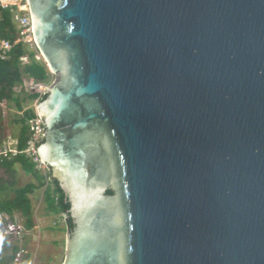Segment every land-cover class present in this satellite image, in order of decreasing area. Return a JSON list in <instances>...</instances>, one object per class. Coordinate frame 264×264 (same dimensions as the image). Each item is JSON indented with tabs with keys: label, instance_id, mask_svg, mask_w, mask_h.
<instances>
[{
	"label": "water",
	"instance_id": "obj_1",
	"mask_svg": "<svg viewBox=\"0 0 264 264\" xmlns=\"http://www.w3.org/2000/svg\"><path fill=\"white\" fill-rule=\"evenodd\" d=\"M28 3L62 264H264V0Z\"/></svg>",
	"mask_w": 264,
	"mask_h": 264
},
{
	"label": "trees",
	"instance_id": "obj_2",
	"mask_svg": "<svg viewBox=\"0 0 264 264\" xmlns=\"http://www.w3.org/2000/svg\"><path fill=\"white\" fill-rule=\"evenodd\" d=\"M0 35L11 41L17 38V30L12 19V13L10 10H4L1 7ZM36 55L37 51L35 48L24 42H19L14 45L9 59L3 60L0 58V104L3 102L13 104L20 113L16 119L20 127L15 136L18 141V153L11 158L0 155V214L8 213L13 218L15 213H20L24 217L25 227L32 228L33 206L30 195L37 189L45 187L44 197L48 210L62 216L68 214V217L65 218L67 228L68 230H73L75 224L70 216L71 203L68 196L60 187L59 182L52 178L50 169L48 174H44L39 165L24 153L30 138L29 120L36 117V110L31 107L25 108L24 103L37 98L43 100L46 94L41 95L39 92L25 93L23 89L18 92L16 87L22 85L25 79H34L45 83L52 79L46 62L38 59ZM25 56L29 59V62L22 60V57ZM24 93L26 96L23 95ZM17 164L21 166L26 174L32 175L35 181L16 186ZM10 191L13 192L12 196L8 194ZM112 192L111 189L108 190V193ZM19 249L18 244H14L9 257L2 261L3 264H10Z\"/></svg>",
	"mask_w": 264,
	"mask_h": 264
},
{
	"label": "rangeland",
	"instance_id": "obj_3",
	"mask_svg": "<svg viewBox=\"0 0 264 264\" xmlns=\"http://www.w3.org/2000/svg\"><path fill=\"white\" fill-rule=\"evenodd\" d=\"M40 60L44 61L41 54H40ZM26 61L29 62V59H27ZM55 77L56 76L52 75V79L49 82H47L48 85H50L55 80ZM42 83H45V82H42ZM45 84H43V88L45 87ZM23 87H24L23 92L25 93H33L34 91L40 90L39 86L34 87L29 81H25ZM16 90L18 92H21L22 88L18 86L16 87ZM25 93L23 94L24 96H26ZM39 101H40L39 98L33 101H26L24 103V106L25 108L31 107L36 110V106ZM19 114H20L19 111L13 106V104H9L8 102H3L0 104V149L4 142H7L8 140H11L13 138H16L15 136L17 135L19 127H20V125L16 122V119L18 118ZM40 168L42 169V172L44 174L49 173V169L47 168L45 164L43 166H40ZM16 169L18 170L17 175L15 176V179L17 182L16 186H22L34 180V178L31 175H27L22 170L19 164L16 165ZM8 177H11V176H8ZM44 190H45V187L40 189L41 199H42L41 192ZM8 194L9 196H12L13 192L10 191ZM34 199H36L35 195H34ZM40 210H42L41 207H40ZM19 214L20 213H18V215ZM21 219H22V216H21ZM52 219L53 220L49 219L48 224H51L50 230H54V231L48 232L49 234L48 237H45L44 243L41 240L40 245H38L37 242H34L32 240L28 241L27 235H25L23 240H21V239H16L13 236L10 237V236H6L0 233L1 234L0 236V264H3L2 261L6 260L9 257V255L12 252V246L14 244H18L20 248H24L26 250L22 258V264H62L64 257H65V253H66V241L62 240V238L60 239V236L61 237L65 236V234L67 233V230L64 231L60 229L67 228L66 220H65V216H62L60 214H57L55 216L53 215ZM22 223L24 224L23 221ZM48 224H45L44 226V228L47 227L46 229H41V230L47 231L49 228L47 226ZM59 230L61 232H59ZM53 239L59 240V243L55 244ZM45 240L48 242H45Z\"/></svg>",
	"mask_w": 264,
	"mask_h": 264
},
{
	"label": "built area",
	"instance_id": "obj_4",
	"mask_svg": "<svg viewBox=\"0 0 264 264\" xmlns=\"http://www.w3.org/2000/svg\"><path fill=\"white\" fill-rule=\"evenodd\" d=\"M0 7L4 10H10V12L12 13L13 22L17 30V38L14 41L3 38L0 35V58L3 60L9 59L12 55L14 45L19 42H24L30 47L36 49V51L38 52L36 57L40 59L41 53L38 50L35 39L34 26L28 0H0ZM27 59L28 58L26 56L22 57V60L25 62H27ZM52 75L53 74L51 73V76ZM25 81H29L34 87H40V90L34 92H41V95L45 94L48 83L45 84L34 79H25L23 84L21 85L22 88H24L23 86ZM43 84H45L44 88ZM29 125L30 138L28 140V145L24 150V153H26L28 157H31L33 161L36 162L40 167L43 166L44 163L39 157L38 148L44 142L45 126L42 117L38 114L37 111L36 117L29 120ZM17 143L18 141L16 138L4 142L0 149V155H3L7 158H11L12 156L17 155ZM0 233L6 236H13L16 239L23 240L24 236L27 235L28 230L22 223V219L21 217H19L18 213H15L13 218L8 213H1ZM25 252L26 250L24 248H20L11 264H22V258Z\"/></svg>",
	"mask_w": 264,
	"mask_h": 264
},
{
	"label": "crops",
	"instance_id": "obj_5",
	"mask_svg": "<svg viewBox=\"0 0 264 264\" xmlns=\"http://www.w3.org/2000/svg\"><path fill=\"white\" fill-rule=\"evenodd\" d=\"M20 88H22L21 85H20ZM40 189H37L34 193H32L31 194L32 196L30 195V198L32 200V206H33V227L32 228H27V230H28V233H27L28 241L32 240L34 242H37L38 245H40L41 240L44 243L45 237H48V235H49L48 232H51V231L53 232L54 231V230H50L51 229V226H50L51 224H48V223H49V219L53 220L52 219L53 215L54 216L57 215V214L52 213V212H50L48 210L47 202H46L45 197H44V191L41 192L42 193L41 194L42 195V199L40 198ZM34 195H35L36 199H34ZM40 207L42 208V210H40ZM21 216L22 215L19 214V217H21ZM22 221L24 222L23 216H22ZM45 224H48L47 226L49 227L47 231L41 230V229H46L47 228V227L44 228ZM66 227H67V224H66ZM54 229H56V228H54ZM58 229H60V228H58ZM60 230H64V231L67 230V232H68V228H63V229L61 228ZM60 230H59V232H61ZM42 233H44V234H42ZM61 238H62V240L66 241L67 233L63 237L60 236V239ZM45 242H48V241L45 240ZM54 243L58 244L59 240L55 239Z\"/></svg>",
	"mask_w": 264,
	"mask_h": 264
}]
</instances>
